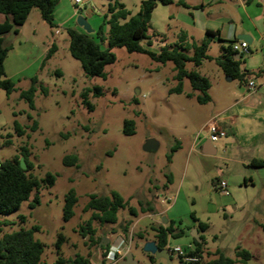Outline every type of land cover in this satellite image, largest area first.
<instances>
[{"label":"rangeland","instance_id":"374dc122","mask_svg":"<svg viewBox=\"0 0 264 264\" xmlns=\"http://www.w3.org/2000/svg\"><path fill=\"white\" fill-rule=\"evenodd\" d=\"M113 1L82 0L76 9L71 0H57L54 28H50L34 9L19 28L18 34L9 33L4 38L5 46L10 48L3 64L4 72L15 90L6 95L0 89V163L14 155L19 156V148L26 147L29 151L28 161L34 168L31 174L41 179L46 173H51L56 178L52 187L40 190L37 206L32 209L28 206L33 198L32 193L16 212L0 216V220L11 223L3 228V233L33 226L39 228L34 238L44 244L40 264H55L59 256L69 258L76 254L89 256L91 264H101L100 247L103 244L109 245V248H125L117 264L123 262L128 253L138 264H150L142 252V241L137 237L138 233L146 231L138 226L132 227L131 223L123 232L125 221L132 219L133 222L128 210L119 211L118 223L114 226H99L97 222H92L95 239H98V244L92 245L87 238H82L79 230L91 214L84 212V206L90 195L109 196L111 192H116L139 214V208L144 207V198L151 197L155 190L154 180L159 183L164 181L167 155L174 143L172 137L188 144L198 134L201 137L207 134L201 127L213 107L212 103L203 106L189 99L188 94L198 93L192 91L187 79L182 82V94H169V89L176 85L171 63L161 65L146 55L115 48L112 50L115 62L104 68L106 77L102 79L85 76L79 62L70 56L66 30L73 28L85 33L76 23L80 16L92 30L88 35L98 41L95 32L103 21L107 5ZM142 1L119 2L131 15H135ZM172 1L168 6L158 5L152 13L148 26L152 52L158 53L162 47L171 48L178 44L181 33L187 35L189 42L199 44L206 30L211 29L218 32L225 40L224 45H227L233 33L234 42L237 43L239 34L249 29L253 35V43L249 44L250 53L242 57L236 53L232 58L245 61V68L254 60L264 58V40H259L260 36L264 38V25L262 21L254 19L256 14H263V0H257L260 7L254 3L246 5L243 3L246 0ZM179 2H184L186 7L179 5ZM104 29L107 31V26ZM55 31L58 33L55 34ZM52 44L56 49L42 66ZM141 45L145 47V42L142 41ZM100 47L105 49L106 44ZM220 47L215 39L207 54L217 58L221 55ZM187 54L191 55L192 52ZM185 69L208 78L210 94L219 106L229 103L239 92H246L238 81H225V77L210 61H204L198 68L186 63ZM34 77L39 86L47 90V94H42L38 86L33 98L34 109L30 110L20 98V92L29 88ZM93 88H99L101 96L88 94L87 99L92 106L89 110L83 104L81 95L85 89ZM240 108H233L221 118H226L224 122L230 124L229 116L239 114ZM28 115L31 120H28ZM248 119L240 117L236 123L239 132L248 137L246 143L244 139L241 141V147L246 145L244 151L247 154L239 151L241 143L236 141L230 150H220L218 159L211 163L217 176L227 181L229 196L211 188L213 177L206 175L209 168L205 164L202 167L194 163L179 196L175 185L168 193L169 202L165 201V197L162 206L167 207L178 196L175 213L185 232L191 225L196 227L191 217L193 215L208 226L204 233L208 250L219 249L226 256L233 257L235 248L240 247L249 250L253 256L247 264H264V235L260 228L264 226V168L250 169L246 165L250 150L254 155L264 156L262 138L250 137L264 125L257 126ZM126 120L134 123L133 135H125L122 131ZM14 121L25 128L23 136L17 135ZM33 121L38 126L34 132L29 129ZM147 139L158 143L155 152L142 150ZM185 152L183 150L177 156L179 174ZM69 154L77 155L78 169L62 165V158ZM240 176L252 180L253 184L239 190L237 180ZM240 179L242 184L244 179ZM69 190L75 193L77 204L73 209L74 216L65 221L64 197ZM232 199L240 203L237 208L226 207V203ZM20 217L25 219L21 220ZM59 234L66 239L60 244ZM190 234L170 239V248L186 249ZM170 259V264H180L176 255L170 254ZM156 264L167 263L160 259Z\"/></svg>","mask_w":264,"mask_h":264},{"label":"trees","instance_id":"16d2710c","mask_svg":"<svg viewBox=\"0 0 264 264\" xmlns=\"http://www.w3.org/2000/svg\"><path fill=\"white\" fill-rule=\"evenodd\" d=\"M114 0L109 3L106 12L103 15V21L97 31L95 41L88 34L78 32L73 28L66 30L68 36V51L70 56L77 60L81 69L87 77H97L105 79L104 68L107 65L115 62V56L112 50L115 48H122L127 53H139L146 55L151 61L164 65L166 63L172 64V71L174 73L173 80L176 85L169 89V94H182V82L187 79L193 92L198 94L194 97L196 103L205 105L210 102L208 96V89L210 87L209 81L198 72L185 69L186 63H191L193 67L198 68L204 61L213 60L215 65L221 72L232 80L238 81L240 85L246 84V78L251 73L241 70L240 66L243 63L241 59L234 60L232 55L236 54L231 50L228 42L227 46H221V55L215 59H211L207 55L210 44L213 38L218 35L217 32L207 30L203 40L196 44L189 42L187 35L181 33L178 44L171 48L162 47L158 53L152 52L150 49V38L148 37V26L151 20L152 12L158 6H168L172 4V0H144L139 5L138 12L135 15L124 7L119 2ZM57 5V0H0V15L4 17V21L0 24V89L6 95H9L15 90L14 84L6 78L4 72V60L7 56L9 47L5 46V36L9 33L18 34L19 28L25 23L32 10L36 9L39 12L41 19L50 27L54 28V9ZM179 5L186 7L184 2H179ZM104 26H107V32L104 31ZM145 42V47L141 42ZM105 43L106 48L101 49L100 45ZM56 47L51 45L48 53L43 59L44 62L51 57ZM187 52H192L191 55ZM242 57V55H240ZM263 69L259 70L255 76H260ZM38 80L36 77L31 79L30 86L27 90L20 92V98L23 99L30 110L34 109L33 98L38 89ZM42 94H47V90L39 86ZM92 93L94 96H101L99 88L85 89L81 95L83 104L89 110L92 106L88 102V94ZM188 98L193 97V94H188ZM31 120V116H27ZM14 129L18 136L25 134V128L21 127L14 121ZM38 128L35 121L29 129L34 132ZM123 133L125 135L134 134V123L131 120L123 122ZM7 143H10L7 141ZM178 147L172 146L167 155V162H170L172 154ZM19 157L23 158L25 163V170L20 168ZM29 151L26 147L19 148V156L14 155L0 163V216L9 215L16 212L22 203L27 202L33 193L32 201L29 203V208H34L39 204L38 194L40 190L52 187L56 176L51 173H46L41 179L34 177L32 164L28 161ZM251 166L257 168H264V160H253ZM62 165L64 167H73L78 169V157L75 154L65 155L62 158ZM168 183H170V176H166ZM77 204V197L73 190H69L64 197L63 205V219L69 220L74 216L73 209ZM84 212H90L89 220L84 226L79 227L82 238H87L90 244H98V239H95V230L92 228V222H97L99 226H113L118 223V213L121 210H128L129 215L134 219L138 215V211L128 205L118 193L111 192L109 196L90 195L88 202L84 206ZM140 213H144L142 207L139 208ZM193 221L196 223L198 232L203 233L208 226L205 223L199 222L191 215ZM24 220L25 217H20ZM132 219L125 221L123 232L125 233L131 225ZM11 225L8 221L0 220V264H40L44 252V244L34 238V233L39 230L37 226L30 229H20L15 232L3 233L4 227ZM264 235V226H260ZM182 232L176 233L172 225L155 229V235L152 240L155 241L159 249H164L170 239L179 238ZM137 237L141 241H147L146 233H138ZM66 239L62 234L58 235V243L64 242ZM206 241L203 235H198V240H193L192 251L190 256H197L198 262L183 263L179 258L180 264H247L252 255L246 249L236 247L233 252V257L226 256L221 250L216 249L209 252L205 249ZM59 247V246H58ZM109 245L101 246L102 258L109 250ZM150 264H156L157 259L146 254ZM171 260V259H170ZM55 264H91L89 256H81L76 254L73 257L65 258L59 256ZM101 264L104 261L101 260Z\"/></svg>","mask_w":264,"mask_h":264},{"label":"crops","instance_id":"0c3cea01","mask_svg":"<svg viewBox=\"0 0 264 264\" xmlns=\"http://www.w3.org/2000/svg\"><path fill=\"white\" fill-rule=\"evenodd\" d=\"M243 3L246 5L254 3L258 7L261 6L260 2H258L257 0H255V1L254 0H246ZM263 4H264V0H263ZM73 6L77 9V6L74 5V3H73ZM261 9H262L263 14L262 15L256 14L254 19L256 21H262L263 25H264V8H261ZM54 12H55V9H54ZM53 16H55L54 13H53ZM3 21H4V17L0 15V24ZM53 23L55 25V17H54ZM208 30L213 31L211 29H208ZM104 31H105V29H104ZM105 32H107V31H105ZM241 35H246L250 39V43L246 42L248 44V50H249V44L253 43V39L251 38V37H253V35H251V32L249 29L243 30L239 34V36H241ZM215 39L219 42L220 46H227L228 45V44L224 45L225 40L223 38H221L219 33L217 36H215L213 38V41ZM259 40L262 41V40H264V38L260 36ZM151 41L152 40L150 39V42ZM230 41H233V42L236 41L235 37H234V33H233ZM230 41H228V42H230ZM238 41H240V40H238ZM148 49H150V48H148ZM249 53H250V50H249ZM209 57H211V56H209ZM211 59H215V57H211ZM210 62H212L214 64V66L216 68H218L215 65L213 60H210ZM245 64H246V62L243 61V63L240 66V69L247 71V72L252 74L246 78V81L248 82V81L252 80L256 85V89L253 92H248L246 89V84H247V82H246V84L244 85L246 92L245 93L239 92L234 99H232L230 101L228 100L229 103H226L222 106L217 105L215 103V101L213 100V98L210 94L211 83L208 80V78L206 76H204L205 78H207V80L209 81V84H210V87L208 89V96L210 97L209 103H212L213 107L209 111L207 118L204 120V123H203L201 129L205 130V125H206L208 119L210 120L213 117H218L222 128L226 132V137L217 143H212L209 141L207 134L203 137L199 136V134H198L188 144L183 142L182 140H179L175 137H172V140L174 142L173 146H176L178 148L172 154L170 162H167V169L164 170V173H163L164 181L159 183L156 180H154L155 190L153 191L152 196L144 198V200H143V205H144L143 208H144L145 212L139 213L137 215V217L133 219V222H132V227L138 226L139 228L146 231L145 233H146V238L148 239L147 241L155 242L154 240H152V237L155 235V229L159 228L160 226L166 227L169 225L173 226L176 233H178L179 231L182 232L180 237L186 236L189 232H191L190 238L187 241L186 248H192L193 247V240H198V235H203V237H204L205 232H203V233L198 232V229L195 227V225H191L190 227H188L186 232L180 227L179 216L175 213V209L177 207V202H178V198H179L178 196L181 192V188H182L184 180L187 176V173H188V171H192V165L194 163H197L198 165H201V166L203 164H205L209 168L208 173L206 175L208 177H213V179L211 180V188L215 189V186L219 180L226 181L223 177L217 176V173L215 172V170L211 168V167H213L211 165V163L213 164L218 159V152L220 150H225V149L227 151L230 150L231 146L236 141H237V143L238 142L241 143L238 146L239 151L242 152L245 150L246 145L241 147L242 146L241 141H243V139H244V143H246V138H248V137H246L247 135L245 133L239 132L238 126L236 125V123L238 122L240 117H244L247 119L249 118L248 119L249 122L253 121V122H255V125H257V126L258 125L260 126V124L264 125V89L262 88V86L264 85V71H263V73L260 74V76H255V74L259 70H261V69L264 70V58L262 57L261 60H259V59L254 60V63L247 66V68H245ZM218 70L221 72V70L219 68H218ZM222 75L225 77V81H227V82L236 81V80H232L231 78L229 79V77H226L223 73H222ZM175 96H178V95H175ZM195 96H196V94L193 93V97H191L189 99L195 100V98H194ZM209 103H207V104H209ZM207 104H205L203 106H206ZM236 107H241L239 110L240 113L237 115L229 116L230 124H226L224 122V119H226V118H221V116L227 115L229 113V111H231L233 108H236ZM252 113H255V114H252ZM250 115H251V119H250ZM250 137L251 138L261 137L262 138L261 143L264 144V127L262 126V129L260 131H257L254 134H251ZM249 142H251V141H249ZM183 150L186 151L185 152V159L183 162L184 163L183 168L179 174L178 170H177V160H178L177 156ZM244 152L247 154L246 151H244ZM248 154L249 155L246 156V159L248 161V164H246L247 167L250 169H259L257 167L251 166L250 163L253 160H264V156L254 155L251 153V150L248 152ZM227 159H232V157H228ZM166 176H170V181H171L170 183H168V179ZM240 178L244 179V177L243 176L238 177L237 184H238L239 190H242V188L247 189L250 186V184L251 185L253 184L252 180H246V179H244L242 184H241ZM175 185L177 186L176 193L178 191V193H177L178 196L175 197L174 201L171 204H169L167 207L163 208V206H162L163 202H164L163 199L165 197H167V198H165L166 199L165 201L167 203L169 202L168 193L172 190L171 188H173ZM215 190H217V189H215ZM228 196H229V194L226 197H228ZM226 204H227V206H226L227 208H237L240 203H238L235 199L234 200L232 199L230 203H226ZM194 218L199 221L198 218H196V217H194ZM131 229L132 228H130V230ZM147 241H142L141 246H143V244ZM205 241H206V239H205ZM167 247H170L169 242L167 244ZM167 247H166V249H167ZM205 249L209 252H213L211 250H208L207 246H205ZM247 251L249 252V250H247Z\"/></svg>","mask_w":264,"mask_h":264},{"label":"built area","instance_id":"2783aa9c","mask_svg":"<svg viewBox=\"0 0 264 264\" xmlns=\"http://www.w3.org/2000/svg\"><path fill=\"white\" fill-rule=\"evenodd\" d=\"M74 5L78 6L82 4V0H71ZM58 31H55L57 34ZM231 50L238 53L239 55H244L249 53L248 44L244 41L232 42L230 44ZM264 89V85L262 86ZM246 89L248 92H253L256 89L255 83L250 80L246 84ZM205 131L210 142L217 143L220 140L226 137V132L222 128L218 117H213L207 121L205 125ZM222 195L227 196V183L224 180H219L215 186ZM129 247V245H128ZM170 254L176 255L178 258H181L183 263H195L199 261L197 256H190L189 252L192 251V248L181 249L180 247H167ZM125 248L122 247H111L107 251L106 255L102 258L104 264H117L119 259L123 256Z\"/></svg>","mask_w":264,"mask_h":264},{"label":"water","instance_id":"95a60500","mask_svg":"<svg viewBox=\"0 0 264 264\" xmlns=\"http://www.w3.org/2000/svg\"><path fill=\"white\" fill-rule=\"evenodd\" d=\"M76 23L79 27H81L84 30L86 34L92 33V30L90 29L89 25L86 23V21L82 17L78 16L76 19ZM237 40L250 43V39L246 35L238 36ZM157 149H158V143L153 139H147L142 146V150L144 152H155ZM19 164H20V168L22 170H25L26 166H25L23 158L19 159ZM103 246H105V244H103ZM142 252L153 256L157 260L162 259L167 264L171 263L169 251L166 248L159 249L156 246L155 242L153 241L145 242L142 246ZM120 264H138V263L134 260L132 254L128 253L125 256L124 261L121 262Z\"/></svg>","mask_w":264,"mask_h":264}]
</instances>
